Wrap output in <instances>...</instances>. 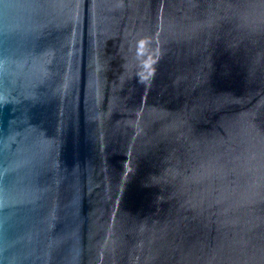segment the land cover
<instances>
[{
    "label": "water",
    "instance_id": "1",
    "mask_svg": "<svg viewBox=\"0 0 264 264\" xmlns=\"http://www.w3.org/2000/svg\"><path fill=\"white\" fill-rule=\"evenodd\" d=\"M0 264H264V0H0Z\"/></svg>",
    "mask_w": 264,
    "mask_h": 264
}]
</instances>
